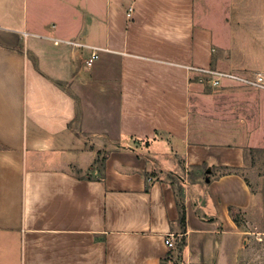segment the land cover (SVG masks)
I'll return each mask as SVG.
<instances>
[{
    "label": "crops",
    "instance_id": "0c3cea01",
    "mask_svg": "<svg viewBox=\"0 0 264 264\" xmlns=\"http://www.w3.org/2000/svg\"><path fill=\"white\" fill-rule=\"evenodd\" d=\"M218 45L212 1L0 0V264H264L255 147L187 71L229 72Z\"/></svg>",
    "mask_w": 264,
    "mask_h": 264
},
{
    "label": "rangeland",
    "instance_id": "374dc122",
    "mask_svg": "<svg viewBox=\"0 0 264 264\" xmlns=\"http://www.w3.org/2000/svg\"><path fill=\"white\" fill-rule=\"evenodd\" d=\"M203 1L207 6L210 1L213 2V28L219 43L216 48V59L217 62L222 60L221 68L251 79L263 72L261 66H264V37L261 36L259 24L256 22L257 10L248 8V3L253 0ZM249 16L252 21L247 22ZM201 92L203 102L200 115L204 127H210L213 122L219 124L229 122L235 125L236 129L239 125L245 127L246 144L255 147L246 149L250 164L245 169L246 174L251 180L260 183L259 178L264 175V90L234 81H224L220 87H211L204 83ZM237 92L244 93L247 98L244 101L246 104L242 106L236 104L239 100L231 94ZM98 145L103 147L102 139ZM109 146V141L105 140L104 149L97 153L100 162L107 154ZM242 223L245 224L244 221ZM183 246L184 240L177 237V251L181 252ZM179 257L181 256L178 254V258L171 264H187ZM249 261L248 264H251L253 260Z\"/></svg>",
    "mask_w": 264,
    "mask_h": 264
},
{
    "label": "built area",
    "instance_id": "2783aa9c",
    "mask_svg": "<svg viewBox=\"0 0 264 264\" xmlns=\"http://www.w3.org/2000/svg\"><path fill=\"white\" fill-rule=\"evenodd\" d=\"M132 12L133 4L129 8V17L131 16ZM54 43L56 45L67 44L73 47L83 46L76 41L54 40ZM101 50L102 48L99 47H91V54L90 57L86 59V64L92 65L99 58ZM187 71H189L190 73H195L200 83H205L211 87H220L224 81H234L243 85L252 86L264 90V73H259L253 79H251L234 73L220 71L214 68H203L193 65L188 66ZM172 237L173 235H171L165 241L168 247L174 246Z\"/></svg>",
    "mask_w": 264,
    "mask_h": 264
},
{
    "label": "trees",
    "instance_id": "16d2710c",
    "mask_svg": "<svg viewBox=\"0 0 264 264\" xmlns=\"http://www.w3.org/2000/svg\"><path fill=\"white\" fill-rule=\"evenodd\" d=\"M183 197V193L182 191L178 194V207H179V211H180V216H181V222L185 223L186 222V213H185V207L184 205L181 203ZM231 213H233V210L231 209ZM233 217L235 220H237L238 217H236L233 213ZM238 222V221H237Z\"/></svg>",
    "mask_w": 264,
    "mask_h": 264
}]
</instances>
